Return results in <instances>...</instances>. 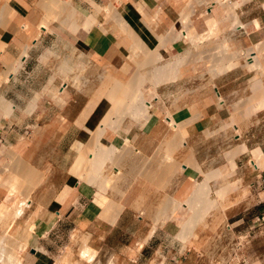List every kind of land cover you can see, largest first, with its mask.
Here are the masks:
<instances>
[{
    "label": "crops",
    "instance_id": "1",
    "mask_svg": "<svg viewBox=\"0 0 264 264\" xmlns=\"http://www.w3.org/2000/svg\"><path fill=\"white\" fill-rule=\"evenodd\" d=\"M231 2L241 27L231 28L232 12L217 0H0V204L11 201L14 207L27 200L9 230L26 245L19 254L21 264H48L67 231L101 234L107 242L141 241L139 259H150L162 251L164 238L175 236L171 216L205 168L203 146L216 131L226 135L230 113L225 105L232 89L248 79L243 78L248 69L241 57L240 65L219 73L211 88L201 92L200 66L192 65L202 61L184 56L193 47L185 26L200 39L216 30L226 49L227 44L239 52L264 42V0ZM142 52L151 57H141ZM137 76L138 90L125 95L126 102L113 103L114 95L121 97L115 84ZM135 93L149 102L144 118L132 117L134 108H141L129 101ZM247 128L256 129V121ZM242 141L246 150L235 158L247 151L254 159L256 149L264 154V139L256 141L253 132ZM256 169L248 172H255L250 185L261 198L260 214L264 166ZM118 171L123 178L111 183ZM170 201L176 203L169 206L172 215L159 218ZM256 225L247 241L256 239L262 247L249 254L245 244L240 264H264V223Z\"/></svg>",
    "mask_w": 264,
    "mask_h": 264
},
{
    "label": "rangeland",
    "instance_id": "2",
    "mask_svg": "<svg viewBox=\"0 0 264 264\" xmlns=\"http://www.w3.org/2000/svg\"><path fill=\"white\" fill-rule=\"evenodd\" d=\"M224 6H226V4ZM226 9L231 10L232 8L230 7L229 9L228 8ZM231 12L232 13L230 18L233 20V14L235 13L232 10ZM192 24L195 27L194 22H192ZM208 32L210 36L205 39L203 38L199 39L200 43L191 41L193 50L191 49L189 53L187 52L184 55V56H188L187 54L192 53L191 54L192 56L190 55V57L199 58L202 61L200 65H192V66H200L199 70L201 72L199 70H196V73L198 71L200 77L198 78L199 80L198 82L201 83V85H205L204 88L201 90V92H203L204 89L209 90L211 88V83L213 79L212 77L216 75L215 74L216 72H213L212 69L215 67L216 64L220 66L224 62H226L225 65L228 69L229 67L240 65L241 64L240 62L242 61L240 57L245 55V53L243 54L239 51L231 50L230 48H228L227 44L226 47L228 51L226 52L224 51V53L227 54L226 55H224L223 53L221 54V51H223L221 49L222 48L221 45H225V44H223V42H221L222 40L220 41L219 40L220 38L217 37L218 35L216 33V30L214 31L209 30ZM192 34L195 35V32L193 31ZM261 43L263 44L264 42ZM197 44L199 46H197ZM256 46H253L251 49H253ZM259 46H261V44H259ZM218 47L220 49H218ZM209 48L211 49L208 50ZM233 53H235L236 55H234ZM150 54L151 53L146 54V52L140 53L141 57H145V58L151 57ZM229 54L233 56L232 58L234 57L240 58L238 59L239 61H237L236 65L234 64L233 61L230 60V57H228ZM262 54H259V58L260 59L262 58L261 61L264 63L263 60L264 54L263 55ZM243 64L248 69L246 63ZM169 65L167 67H169ZM249 70L250 69L246 71L247 74L243 75V78H248V79L243 81L240 88H233L232 86L233 88L231 91L232 94L229 100L227 101V104L225 105V107L228 108V112L230 113V117L228 119L229 127L226 135H218V131L214 132L213 134H216V136L213 137L214 140H210L211 141L210 143L205 144L203 146L204 150L200 153L202 158L205 159V168L202 169L201 171L202 173L199 179L196 181V186L203 184V182L205 183V181L206 183L208 182L207 183L208 190L210 189L208 192V198L213 203L209 204V206L211 205L210 208L212 207L210 209L209 207L207 208L204 207L205 201H202L201 203L200 201H198L199 204L197 203V205L199 206L195 207L198 213V216H196L197 224L195 223L194 224L195 227L193 226L191 231L188 232V237L186 234L185 238H181L179 234L181 233L183 224L188 220L189 217H191L192 215L194 216V211H192L191 208L188 207L189 199L187 200V198L191 196L192 192L185 199V201H183V204L178 206V208L171 216V219L175 221V223L177 224L176 226L177 233L173 237L164 238L163 239L164 246L162 251H156L150 259L149 258L146 259L143 257L140 259L138 258L141 248L140 247L141 241H137L136 243L127 240L126 241L114 240L107 242L106 240H104L103 235L101 234H96L93 232L84 233L79 231H67L63 233L62 245H60L61 247L58 248L57 251H54L53 255H51L49 259L48 264H76V263L78 264V261H80L79 260L80 258L78 256L80 238H82L84 235L88 237L89 245L95 250L97 254L95 253L96 257L93 261L87 262L83 260L82 262L81 260V264H230V263L240 264L242 263L240 248H244L245 244H249V248L247 249L249 254L261 248L262 247L261 241H258L255 238H254L255 241L254 240L249 242L247 241L250 240L251 238L250 236H253V232L255 231L256 227H258L256 225L258 223L254 222L255 218L264 215V213L258 214V205H260L261 203L260 202L261 198L260 196H257L255 194V192L252 190L250 185V182L254 178L253 173L255 172L250 173L248 171L249 170L257 171L256 168L252 167L253 166L252 161L254 159H251L249 153L246 151L245 154L240 156V158L238 159L235 158L236 167L234 168V170L230 172L229 164L227 163V158L225 156L227 152H229L230 149L235 146V144H242L243 143L242 140H244L245 135L247 136L250 132H253V136L256 141L264 139V107L258 110L256 114L249 116L247 118L248 121L246 119L244 120L245 124L247 125L253 124L256 121L257 123L256 129L248 130V128L246 129L247 125L245 127H237L236 129H234L232 124L229 125V122L232 121V120L230 121L231 117H233L234 114L235 115L237 114L236 112L237 110H235L233 103L237 102L238 100L243 103L245 101H248L247 99L251 93V88H250L251 78L257 76L262 79L264 84V75H263L264 64L261 72L255 70H250V71ZM257 72L259 74H256ZM219 73H217V75ZM239 80L241 79H238V81ZM145 81H147V79ZM145 81L142 80V82ZM111 82L115 83V81L113 80H111ZM147 83L148 82H146L145 84ZM234 86H235V82H234ZM233 135H237L238 137L235 139ZM241 135L242 137L240 138ZM221 136H224V138ZM256 150L253 151V158L255 156L254 152ZM217 169L223 172V174L222 172H220L221 174L219 176L224 175V178L227 177L225 180L222 181L223 177L222 178L220 177L219 179V176L214 177V179L207 178V174L213 173L217 171ZM227 170H229L230 173ZM243 172L245 173L244 176L241 175V173ZM120 173L116 175L120 177L121 175ZM118 176L115 177L119 178ZM205 179H208V181ZM237 181H241V182H237ZM232 184L233 185L235 184V186L237 187H234ZM219 188H222V190H224L223 194L221 195H218L216 192ZM21 200L23 199H20V201ZM11 203L13 202L11 201L5 202V204L8 205L9 207H13L11 206L12 205ZM16 204L17 202L14 203V205ZM197 208L198 209L200 208L199 209L200 212L199 210H197ZM207 209L210 210L208 211ZM199 213H201L200 216H202L203 214L202 216L203 218L200 217L202 220H200L199 218ZM212 220L213 222H211ZM229 225L230 227H228ZM213 227L215 228L213 229ZM0 228H1L0 235L1 234L3 235L5 225L4 224L0 225ZM246 228L248 230L247 233H245L247 231ZM243 234L246 236H242ZM13 238L15 237L13 236ZM15 239L18 241L17 242L18 244L24 245L22 244L24 243L22 240H18L17 238ZM14 249L18 254H20L21 249L23 248L17 245L14 247ZM0 264L3 263L0 262Z\"/></svg>",
    "mask_w": 264,
    "mask_h": 264
},
{
    "label": "bare ground",
    "instance_id": "3",
    "mask_svg": "<svg viewBox=\"0 0 264 264\" xmlns=\"http://www.w3.org/2000/svg\"><path fill=\"white\" fill-rule=\"evenodd\" d=\"M218 2H221L222 4H226V6H224V7H222V8H233L234 6H235V4L233 3V2H231V0H217ZM231 3H230V2ZM262 6V5H261ZM183 19L185 20V18L183 17ZM182 19V20H183ZM232 20V19H231ZM185 23V22H184ZM185 25H186V23H185ZM241 25V23L239 22V20L237 19V16H236V14H233V20L231 21V28H236V27H239ZM243 25V24H242ZM241 27V26H240ZM185 29H186V33H185V35H188L189 36V38L191 39V41H193V42H199V37H197L196 35H193L192 34V32L190 31V29H189V26H185ZM237 29H239V28H237ZM236 29V30H237ZM232 30V29H231ZM233 31H235V30H233ZM134 32V31H133ZM224 34V33H223ZM137 35V34H136ZM221 38H224L223 37V35H222V37ZM225 38H227V37H225ZM220 41H221V39H219ZM222 42V41H221ZM200 43V42H199ZM208 43V42H207ZM210 43V42H209ZM213 43V42H212ZM215 43V42H214ZM217 43H218V40H217ZM220 43V42H219ZM134 44V43H133ZM195 44V43H194ZM216 44V43H215ZM205 45V44H204ZM203 45V46H204ZM256 45H258V46H256ZM255 46L256 47H254L253 49H250L248 52H241V53H245V55L244 56H242V57H244V59H245V62H246V64H247V67H248V69H250V70H255V71H262V67H263V62L261 61V59L259 58V54H262L263 53V51H264V43L262 44V46H259V44H256ZM197 46H199L198 44H197ZM210 46V45H209ZM211 46H213V45H211ZM133 47V46H132ZM206 47V46H205ZM221 49L223 50V51H221V54L223 53L224 55H226L227 53H224V51L226 52V51H228L225 47H224V45H221ZM259 47V48H258ZM193 48V47H192ZM201 48V47H200ZM207 48H208V46H207ZM206 48V49H207ZM217 48V47H216ZM198 49V48H197ZM211 48H209L208 50H210ZM218 49H220L219 47H218ZM193 50V49H192ZM199 50V49H198ZM203 50V49H202ZM208 50H205V51H208ZM153 52V51H152ZM192 52V51H191ZM193 52H195V51H193ZM197 52V51H196ZM219 52V51H218ZM189 53V52H188ZM198 53V52H197ZM240 53V54H241ZM138 55V52L136 51V50H134L133 49V52H132V56L134 57L135 55ZM147 54V53H146ZM192 53H190V54H187L188 56H190ZM220 54V53H219ZM220 54V55H221ZM231 54V53H230ZM229 54V56L228 57H230V60L231 61H233L234 62V64L236 65L237 64V61H239L238 59L239 58H232L233 56H231ZM234 55H236L235 53H233ZM239 54V53H238ZM136 55V56H137ZM159 55V54H158ZM163 55V54H162ZM182 55H184V54H182ZM263 55V54H262ZM192 56V55H191ZM162 57V56H161ZM178 57H180V56H178ZM187 57V56H186ZM222 57V56H221ZM224 57V56H223ZM155 58V57H154ZM182 58V57H181ZM225 58V57H224ZM241 58V57H240ZM147 59H149L148 57H147ZM246 59H248V60H246ZM229 60V59H228ZM171 63V62H170ZM184 63V62H183ZM263 63V64H262ZM233 64V63H232ZM171 66V65H170ZM178 66V65H177ZM159 67V66H158ZM241 67V66H240ZM168 68V67H167ZM161 69V68H160ZM227 69V67H226V65H225V63H223L222 65H220V66H218L217 64L215 65V67L212 69V71L213 72H216L215 74L217 75V73H219V72H224L225 70ZM154 70H156V69H154ZM249 70V71H250ZM149 71H151V70H149ZM174 71V70H173ZM152 72V71H151ZM156 72V71H155ZM160 72V71H159ZM175 72V71H174ZM256 73V74H259V73ZM154 73V72H153ZM160 75V74H159ZM212 75V74H211ZM216 75L214 76V77H216ZM264 75V74H263ZM152 76V75H151ZM258 76H260V75H258ZM212 77V76H211ZM214 77H212V78H214ZM135 78V77H134ZM77 79V78H76ZM79 79H82L81 77L79 78ZM151 79V78H150ZM153 80H154V78H153ZM159 80H160V78H159ZM81 81V80H80ZM90 81V80H89ZM155 81H156V79H155ZM141 84V78H139L138 76H137V78L136 79H133V80H129V82L128 83H126V84H119V83H117V84H115V86H114V88H117V89H119V91L117 92V94H120L121 95V97H119V98H117L118 97V95H117V97H115V95H114V97H113V103H114V101H117L118 102V100H121L122 101V103H124L123 101H125L126 100V96L125 95H127V94H129V92H130V95H131V93L133 92V90H138V87H139V85ZM87 85V84H86ZM85 85V86H86ZM250 88H251V93H250V95H249V97H248V101H245L244 103L243 102H241V101H237V102H234L233 103V105H234V107H235V110H237L236 112H237V114L235 115H233V117H231V119H230V121L231 122H229V125L230 124H232V125H235L236 123L238 124L239 122L241 123V121H243V120H247V118L250 116V115H253V114H256V112L258 111V110H260V109H262L263 107H264V84H263V81H262V79L261 78H259V77H257V76H255L254 78L252 77L251 78V81H250ZM99 90V89H98ZM101 91V90H100ZM99 91V92H100ZM141 92V91H140ZM109 95H111V96H113V94H111V93H109ZM119 95V96H120ZM134 95H136V96H134L135 98H133V97H130V98H132V99H130L129 100V98H128V100L129 101H131L132 103V106H137L138 105V107L140 106L141 108H134L135 110L134 111H132L131 113H132V117H141V116H143V118L145 117V115L147 114V108H148V105H149V102L147 101V100H145V98L144 97H142L141 96V94H139V93H135ZM128 96V95H127ZM123 97H125V100H123L124 98ZM217 97H218V100L219 101H223V99H222V97H221V95H220V93H219V95H217ZM92 99V98H91ZM99 100V99H98ZM95 101V100H94ZM127 101V100H126ZM125 101V102H126ZM120 102V101H119ZM112 103V104H113ZM121 103V102H120ZM217 103H218V101H217ZM118 104V103H117ZM221 104V103H220ZM220 104H218V105H220ZM119 105V104H118ZM122 105H124V104H122ZM127 105V104H126ZM121 106V105H120ZM125 108H126V106H125ZM132 108V107H131ZM130 108V109H131ZM112 109V108H111ZM109 110H110V108H109ZM132 110V109H131ZM154 110V109H153ZM113 111L115 112V110L113 109ZM126 111V110H125ZM127 111H130V110H128L127 109ZM126 111V112H127ZM110 112H112V110L110 111ZM108 113V115L109 114H113V113ZM119 113H120V110L118 111ZM123 113H125V112H123ZM130 113V114H131ZM84 114V113H83ZM82 114V115H83ZM115 114V113H114ZM114 114H113V116H114ZM121 114V113H120ZM128 114V113H127ZM170 114V113H169ZM115 115H117V114H115ZM148 115V114H147ZM168 115V114H167ZM200 115V114H199ZM124 116V115H123ZM235 116V117H234ZM118 117V116H117ZM122 117V116H121ZM120 117V118H121ZM126 117V116H125ZM129 117V116H128ZM175 117H176V114H175ZM105 118V117H104ZM108 118H109V120L111 119V117H108L107 116V118H105V119H107L108 120ZM114 118V117H113ZM142 118V119H143ZM172 118V117H171ZM81 119V118H80ZM105 119H103V120H105ZM132 119H134L135 120V118H132ZM140 119V118H139ZM139 119H137V120H139ZM188 119V118H187ZM107 120H105L106 122H107ZM120 120V119H119ZM124 120V119H123ZM248 121V120H247ZM109 123H110V121H108ZM118 122V121H117ZM120 122H122V120L120 121ZM233 122V123H232ZM173 123V122H172ZM190 123V122H189ZM106 124V123H105ZM111 124V123H110ZM114 124V123H113ZM121 124V123H120ZM245 124V123H244ZM177 125V124H176ZM178 125H181V124H178ZM227 125V124H226ZM225 125V126H226ZM231 125V126H232ZM241 126V125H240ZM181 127V126H180ZM179 127V128H180ZM172 128H174V126L172 127ZM176 128H178V127H176ZM225 128V127H224ZM117 129V128H116ZM89 131V130H88ZM178 133H179V131H178ZM179 135H180V133H179ZM98 136V135H97ZM172 136V135H171ZM135 137H136V135H135ZM175 139H176V137H174ZM173 138V139H174ZM179 139V138H178ZM177 139V140H178ZM168 141V140H167ZM182 141V140H181ZM90 142V141H89ZM183 142H184V140H183ZM125 143V142H124ZM168 143V142H167ZM173 143V142H172ZM184 143H186V142H184ZM89 144V143H88ZM87 144V145H88ZM169 144V143H168ZM91 145V144H90ZM125 145V144H124ZM170 145H171V143H170ZM164 146V145H163ZM183 146H184V144H183ZM85 147H86V145H85ZM90 147H93V146H90ZM112 147V146H111ZM130 147V146H129ZM161 147H162V145H161ZM124 148H127V146L125 145V147ZM167 148V147H166ZM166 148H164V150L166 149ZM189 148V147H188ZM187 148V149H188ZM84 149V148H83ZM102 149V148H101ZM121 149V148H120ZM128 149V148H127ZM126 149V150H127ZM132 149H134V148H132ZM181 149H183V148H181ZM180 149V150H181ZM187 149H186V151H187ZM97 150V149H96ZM95 150V151H96ZM112 150H113V148H112ZM161 150V149H160ZM246 150V146H245V144H237V145H235L233 148H231L230 149V151L229 152H227V154L225 155L226 156V158H227V163L229 164V169H230V172L232 171V170H234V168L236 167V163H235V157L237 156V155H239L240 153H242V152H244ZM87 151H88V148H87ZM107 151V149H105V152ZM122 151H123V149H122ZM167 152L165 153L166 154V156H167V158H168V149L166 150ZM90 152H93V150L91 151V149H90ZM90 152H89V154H90ZM118 152V151H117ZM121 152V151H120ZM123 152H125V151H123ZM127 152V151H126ZM164 152V151H163ZM94 153V152H93ZM107 153V152H106ZM109 153V152H108ZM192 153V152H191ZM82 154V153H81ZM84 154V153H83ZM122 154V153H121ZM126 154V153H125ZM156 154V153H155ZM254 154H255V156H254V160H253V166L252 167H256V168H261V167H263L264 166V154H262L260 151H259V149L258 150H256L255 152H254ZM86 155V154H85ZM97 155V154H96ZM100 155V154H99ZM103 155V154H102ZM101 155V156H102ZM181 155V154H180ZM84 156V155H83ZM111 156V155H110ZM114 156V155H113ZM111 157V158H114V157ZM115 156H116V154H115ZM120 156V155H119ZM119 156H116L117 158L116 159H118V157ZM186 156V155H185ZM191 156H193L192 154H191ZM13 157H15L16 158V156H13ZM86 157V156H85ZM92 157V156H91ZM104 157V156H103ZM122 157V156H121ZM155 157V156H154ZM171 157V155L169 156V158ZM87 158H89V157H87ZM124 158V157H123ZM14 159V158H13ZM90 159V158H89ZM92 159H93V157H92ZM92 159H90V160H92ZM109 159V158H108ZM120 159H122V158H119L118 159V161L120 160ZM171 159H172V157H171ZM170 159V160H171ZM85 161H86V158L84 159ZM89 160V161H90ZM126 160V159H125ZM154 160V159H153ZM162 160H164V159H162ZM93 161V163H95L94 161H95V159L94 160H92ZM117 161V162H118ZM142 161V160H141ZM174 161V160H173ZM172 161V162H173ZM190 161V160H189ZM96 162H99L98 160L96 161ZM175 163H176V161H174ZM178 162V161H177ZM195 162V161H194ZM249 162V161H248ZM92 163V164H93ZM110 163V162H109ZM120 163V162H119ZM119 163H117V165L119 164ZM122 163V162H121ZM164 163H165V161H164ZM181 163V162H180ZM226 163V164H227ZM87 163L85 162V165H86ZM89 164V163H88ZM100 164V163H99ZM99 164H97L98 166H101V165H99ZM147 164V163H146ZM179 164V163H178ZM177 164V165H178ZM190 164V163H189ZM192 164L193 163H191V165H190V167H194V166H192ZM90 165H91V162H90ZM94 166L96 165V164H93ZM96 165V166H97ZM112 165V164H111ZM95 166V167H96ZM112 166H114V164L112 165ZM168 166V165H167ZM170 166H171V164H170ZM173 166H174V164H173ZM178 166H180V164L178 165ZM146 167V166H145ZM159 167V166H158ZM196 167V166H195ZM118 168V167H117ZM139 168V167H138ZM172 168V167H171ZM178 168V167H177ZM217 168V167H216ZM85 169H86V166H85ZM103 169V168H102ZM143 169H144V167H143ZM147 169V168H146ZM149 169V168H148ZM147 169V170H148ZM162 169V168H161ZM163 169H165V168H163ZM195 169V168H194ZM226 169H228V168H226ZM225 169V170H226ZM150 170V169H149ZM157 170V169H156ZM155 170V171H156ZM199 170V169H198ZM216 170V169H215ZM221 170V169H220ZM83 171V170H82ZM151 171H152V168H151ZM161 171V170H160ZM159 171V172H160ZM168 171H169V169H168ZM171 171V170H170ZM173 171V170H172ZM175 171V170H174ZM224 171V170H223ZM228 172H229V170H227ZM119 173H120V171H118ZM140 172V171H139ZM148 172V171H147ZM146 172V173H147ZM158 172V173H159ZM162 172V171H161ZM220 172H222V171H219L218 169H217V171H215V172H213V173H209V174H207V178H213L214 179V177H217V176H219L221 173ZM229 172V173H230ZM25 173V176H26V172H24ZM85 173H86V171H85ZM119 173H117L116 172V174H119ZM122 173V172H121ZM120 173V174H121ZM154 172H152V174H153ZM158 173H157V175H158ZM172 173V172H171ZM202 173V172H201ZM225 173V172H224ZM115 174V176H118V175H116ZM149 174V173H148ZM169 174H170V172H169ZM174 174V173H173ZM222 174H223V172H222ZM226 174V173H225ZM82 175H83V177H84V174L82 173ZM87 175V174H86ZM123 176H124V173L122 174ZM122 175H120V177H122ZM139 175V174H138ZM141 175V174H140ZM155 175V174H154ZM154 175H152V176H154ZM164 175H167V173L166 174H164ZM163 175V176H164ZM227 175V174H226ZM229 175V174H228ZM231 175V174H230ZM114 175L112 176V178H110L111 179V183L112 182H115L114 184H116V183H120V181H118V182H116L117 181V179L118 178H116ZM148 176V175H147ZM149 176H151V175H149ZM160 176V175H159ZM233 176V175H232ZM32 176H30V178H31ZM109 177V176H108ZM119 177V176H118ZM156 177V176H155ZM158 177V176H157ZM165 177V176H164ZM220 177L222 178V181L223 180H225L227 177H225L224 178V175L223 176H219V179H220ZM87 177H85L84 179H86ZM123 178V177H122ZM153 178V177H152ZM160 178V177H159ZM206 178V177H205ZM88 179H89V176H88ZM105 179V178H104ZM149 179V178H148ZM155 179V178H154ZM162 179H164V178H162ZM241 179V178H240ZM19 180H20V177H17V176H14V181L17 183H19ZM87 180V179H86ZM109 180V179H108ZM107 180V181H108ZM120 180V179H119ZM122 180V179H121ZM151 180H153V179H151ZM151 180H150V182H151ZM157 180V179H156ZM205 180H207L208 181V179H205ZM242 180V179H241ZM5 181V180H4ZM11 180H9V182H10ZM106 181V183H109V184H111L109 181L107 182ZM162 181V180H161ZM160 181V182H161ZM8 182V181H7ZM23 182V181H22ZM123 182V181H122ZM121 182V183H122ZM203 182V181H202ZM201 182V183H202ZM237 182H241V181H237ZM5 183V182H4ZM26 183V182H25ZM104 183H105V181H104ZM106 183L104 184V186L106 185ZM152 183V182H151ZM155 183V182H154ZM208 183V182H207ZM207 183H206V181H205V183L203 182V184H200V185H198V186H196L195 188H194V190H193V192H192V194H191V196H189L188 198H187V200H188V207L189 208H191V210L192 211H194V216L192 215L191 217H189L188 218V220L183 224V226H182V230H181V233L179 234L180 235V237L181 238H185V236H186V234H187V237H188V232L189 231H191V229L193 228V226L195 227V223H196V221H197V217L196 216H198V213H197V211H196V208L195 207H198L199 205H197V203L199 204V202L198 201H200V203L202 202V201H205V203H204V207H209L210 208V206H209V204L210 203H213V202H211L210 200H209V198H208V192H209V190H208V185H207ZM11 184V183H10ZM14 184V183H13ZM12 184V185H13ZM114 184H112V185H114ZM205 184V185H204ZM241 184V183H240ZM24 185V184H23ZM25 185H27V184H25ZM207 185V186H206ZM233 185V184H232ZM20 186V185H19ZM110 186V185H109ZM108 186V184H107V187H109ZM115 186H119V184L118 185H115ZM234 187H237V186H235V184L233 185ZM22 187H24V186H22ZM102 187V186H101ZM106 187V188H107ZM242 187V186H241ZM25 188V187H24ZM111 188V187H110ZM19 189H21V187L19 188ZM30 189V188H29ZM28 189V190H29ZM113 189V188H112ZM118 189H120V188H118ZM237 189V188H236ZM245 190V189H244ZM117 191V190H116ZM27 192V191H26ZM120 192V191H119ZM217 194L218 195H221V194H223V192H224V190H222V188H219L217 191ZM32 193V192H31ZM234 193V192H233ZM148 195V194H147ZM188 195V194H187ZM236 195V194H235ZM21 196V195H20ZM30 196V195H29ZM237 196V195H236ZM241 197V196H240ZM244 197V196H243ZM34 198V197H33ZM23 200H21V201H19V203H17L14 207H9L8 205H6L5 203H1L0 204V225H2V224H4L5 225V229H4V232H3V235L1 234L0 235V262H2L3 264H21V257H20V255L15 251V249H14V247L15 246H19V247H21V248H23V249H25L26 248V245H21V244H18L17 242V240L15 239V238H13V236L10 234V227H11V225L13 224V222H14V220L17 218V217H19L20 215H22V213L24 212V210H25V207H27V200H25L24 198H22ZM181 199V198H180ZM29 200V199H28ZM216 200V199H215ZM235 200V199H234ZM240 200V199H239ZM30 201V200H29ZM166 201V200H165ZM181 201V200H180ZM183 201V200H182ZM140 202V201H139ZM177 202V201H176ZM187 202V201H186ZM111 203V202H110ZM116 203V202H115ZM168 203V202H167ZM38 204V203H37ZM172 204H176L175 202H171L170 201V203L168 204V206L166 205V207H168V211H165V214L163 213L162 215H161V217H159V218H169L171 215H172V213H173V208L171 209V211H170V213H169V206L171 207V205ZM185 204H187V203H185ZM234 204V203H233ZM236 204V203H235ZM113 205V204H112ZM206 205V206H205ZM231 205V204H230ZM114 206V205H113ZM120 206V205H119ZM173 206V205H172ZM175 206V205H174ZM183 206V205H182ZM201 206V205H200ZM160 208V207H159ZM178 208V207H177ZM212 208V207H211ZM210 208V209H211ZM225 208V207H224ZM121 209V208H120ZM161 209H162V207H161ZM165 209V208H164ZM163 209V210H164ZM200 209V208H199ZM198 208H197V210H199ZM205 209V208H204ZM204 209H203V211H204ZM210 209H207L208 211L210 210ZM105 210V209H104ZM215 210V209H214ZM106 211V210H105ZM158 211H160V209L158 210ZM216 211V210H215ZM223 211V210H222ZM199 212H200V210H199ZM219 212V211H218ZM224 212V211H223ZM106 213V212H105ZM159 213V212H158ZM207 213V212H206ZM161 214V213H160ZM159 214V215H160ZM200 214L201 213H199V218L200 217H202L203 216V214H202V216H200ZM39 215V214H38ZM102 215V214H101ZM117 215V214H116ZM159 215H157V216H159ZM37 216V215H36ZM115 217V216H114ZM101 218V217H100ZM158 218V219H159ZM199 218H198V221H199ZM203 218V217H202ZM22 219V218H21ZM20 219V220H21ZM106 219V218H105ZM110 218H108V220H109ZM154 219V218H153ZM165 219H163L164 221H165ZM104 220V219H103ZM160 220V219H159ZM158 220V221H159ZM200 220H202L201 218H200ZM222 220V219H221ZM158 221L156 222V223H158ZM163 221V222H164ZM160 222H162V220L160 221ZM211 222H213V220L211 221ZM218 222H219V220H218ZM197 224V223H196ZM214 224V223H213ZM211 225H212V223H211ZM228 225V224H227ZM215 227H213V229H214ZM1 229V228H0ZM94 229V228H93ZM181 229V228H180ZM154 230V229H153ZM1 231V230H0ZM149 231H151V230H149ZM85 233V232H84ZM83 234V233H82ZM150 235V234H149ZM183 240V239H182ZM89 239H88V237L87 236H83L82 238H80V243H79V248H78V256H79V260L80 261H78V264H81V260H82V262H83V260L84 261H87V262H91V261H93L94 259H95V255L97 254L96 252H95V250L89 245ZM20 243V242H19ZM23 244V243H22ZM141 245H142V243H141ZM96 253V254H95ZM22 254V253H21ZM77 264V263H76Z\"/></svg>",
    "mask_w": 264,
    "mask_h": 264
},
{
    "label": "built area",
    "instance_id": "4",
    "mask_svg": "<svg viewBox=\"0 0 264 264\" xmlns=\"http://www.w3.org/2000/svg\"><path fill=\"white\" fill-rule=\"evenodd\" d=\"M254 222L258 223V224L263 223L264 222V215L256 217ZM228 227H230V225Z\"/></svg>",
    "mask_w": 264,
    "mask_h": 264
}]
</instances>
